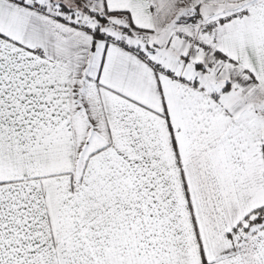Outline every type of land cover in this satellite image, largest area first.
Segmentation results:
<instances>
[{"label":"snow or ice","instance_id":"1","mask_svg":"<svg viewBox=\"0 0 264 264\" xmlns=\"http://www.w3.org/2000/svg\"><path fill=\"white\" fill-rule=\"evenodd\" d=\"M0 264H264V0H0Z\"/></svg>","mask_w":264,"mask_h":264}]
</instances>
